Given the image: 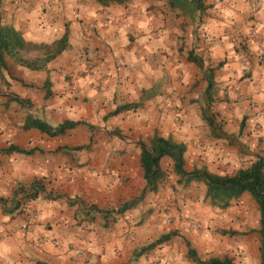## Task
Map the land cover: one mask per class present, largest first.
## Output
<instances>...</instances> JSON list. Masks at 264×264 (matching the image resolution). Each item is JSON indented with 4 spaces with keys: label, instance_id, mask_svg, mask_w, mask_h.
<instances>
[{
    "label": "crops",
    "instance_id": "obj_1",
    "mask_svg": "<svg viewBox=\"0 0 264 264\" xmlns=\"http://www.w3.org/2000/svg\"><path fill=\"white\" fill-rule=\"evenodd\" d=\"M205 3L209 5L201 17L205 47L209 46V55L201 56L205 66L215 67L224 51L230 52L225 31L245 30L248 25L264 31V0ZM0 8L3 22L19 30L28 41L51 43L65 31L68 34L67 48L44 69L31 70L6 59L3 74L8 86H0V147L15 144L34 148V152L0 153V264H131L133 252L144 246L137 240L138 230L134 227V241L130 242L133 208L109 217L101 207L115 209L130 198L125 176L131 169L126 166V159L132 150L139 157L135 143L143 138L139 128L142 111L133 108L110 116L121 119L125 112L130 114L131 120L119 128L132 129L136 134L123 140H92V149L86 151L91 160L83 168L71 166V159L76 157L73 151L55 152L61 145H78L70 135L81 125L62 137H50L36 129L23 130L21 125L27 114L53 126L66 119L84 120L81 116L90 117L91 112L104 117L119 105L147 98L154 106L161 101L159 107L169 110L177 90L183 87L182 82L175 81L180 73L175 75V67L184 65L181 61L175 66L176 34L182 30L181 23L189 22L197 10L190 0H127L123 4L97 0H0ZM235 69V63L224 64L214 70V80L233 82ZM47 78L52 92L49 97H45ZM253 91L256 92L247 90L255 96ZM12 93L28 99L32 106L11 100ZM172 117H166L163 128L156 119L150 120V134L156 129L160 135L174 138L172 127L176 124ZM184 123L191 126L193 122ZM183 142L186 156L189 145ZM98 144L101 145L94 149ZM63 156L69 161L64 171ZM35 180H40L43 191L25 200L23 196L33 192L30 185ZM87 183L91 184L88 190ZM142 185L141 181L138 193ZM57 195L65 196L54 197ZM18 201L23 204L15 209ZM96 203L98 207L93 205ZM30 210L36 211L35 218L27 215ZM258 228L257 222L245 234L235 236L240 241L237 254L231 250L223 254L232 256L235 264H260ZM179 233L140 255L134 264H153L156 259L161 260L160 264H196L187 256L186 240L198 255L206 249L207 258L223 255L212 251L210 240L205 248L206 239L195 241L185 234L183 243L178 239Z\"/></svg>",
    "mask_w": 264,
    "mask_h": 264
},
{
    "label": "rangeland",
    "instance_id": "obj_2",
    "mask_svg": "<svg viewBox=\"0 0 264 264\" xmlns=\"http://www.w3.org/2000/svg\"><path fill=\"white\" fill-rule=\"evenodd\" d=\"M203 15L200 16L197 12V15L189 22L181 23L182 30L176 34L175 66L181 61H184V65H180L179 68L175 67V75L180 72L175 81L182 82L183 87L177 92L175 90L176 94L172 99L174 104L166 111L159 107L161 101L154 106V103L147 98L144 101L140 99L135 102L134 107L142 111L143 119L139 126L143 130L141 140L148 142L154 132H158L155 129L153 134H150L148 125L150 120L156 119L160 128H163L167 123L166 117L172 115L176 124L172 127L173 139L178 141L183 138L182 140L189 145L185 156V168L191 170L194 167H205L214 173L231 174L240 167L250 165L257 156L264 158V31L254 25H248L247 29L241 31H225V34L229 35L231 50L230 52L224 51V55L218 59L217 64L223 62L220 66L223 67L228 62L235 63L236 76L231 83L215 81L214 96L209 102L204 94L206 80L202 69L191 62L186 63V53L189 49H193L202 57L209 55V46L205 47L206 42L204 41L206 35L201 29ZM41 53L42 51H33L26 55L34 56ZM203 82L205 87H203ZM0 86L7 88L8 84L0 79ZM244 89L246 91H243ZM247 90H256V92L253 91L255 96ZM203 113L210 116L217 124V132L211 130L202 117ZM90 115L87 118L81 117L87 123L92 124L93 128L86 125L78 126L76 131L70 135L73 143L87 144L92 140L95 142L105 137L123 140V137L127 135L136 134L131 131L132 129L119 128V125L124 126L126 121L131 120L130 114L126 112L121 119L109 118L110 116L106 118V115L102 117L94 112ZM184 120H190L193 123L188 126L185 125ZM242 120L244 123L240 129ZM117 130L120 131L122 138L116 134ZM100 145L98 144L94 149ZM87 152L75 151L76 157L71 159V166L83 168L89 165L91 159ZM220 157L225 158L223 162L219 160ZM72 160L75 162L73 163ZM126 161V166H129L131 170L129 175L125 176V187H128L129 200H131L139 195V186H141V181L144 185V179L137 153L132 150ZM68 164L69 161L63 156L61 161L63 171ZM160 165L166 175L160 182L158 191L146 193L132 210L134 221L132 231H130V236H132L130 242L134 241V229L138 230L137 240L144 245L161 234L174 230L180 232L178 239L183 243L182 238L188 235L195 241L203 240L204 242L206 239L205 248L210 240L213 252L216 250L219 254H223L231 250L237 254L240 241L235 236L243 234H222L221 230L232 229L245 234L251 224L258 222L259 226V211L253 197L244 193L226 208L211 206L205 199L203 183L194 181L179 183L169 158H162ZM89 172L93 173L92 170ZM101 175L99 177H102ZM89 185L91 184L87 183V190L90 189ZM93 205L98 207L97 203ZM101 208L104 212L106 209H114L106 205ZM106 216L112 217L113 215L107 213ZM193 222L197 224L196 228L191 226ZM207 254V249L205 252L199 251L202 259H206ZM224 255L229 256L227 253L221 256ZM229 257L234 260L232 256ZM153 262L160 264L161 260L156 259Z\"/></svg>",
    "mask_w": 264,
    "mask_h": 264
},
{
    "label": "trees",
    "instance_id": "obj_3",
    "mask_svg": "<svg viewBox=\"0 0 264 264\" xmlns=\"http://www.w3.org/2000/svg\"><path fill=\"white\" fill-rule=\"evenodd\" d=\"M100 3H118L123 4L127 0H97ZM191 5L197 10L200 16L206 13L209 5L205 3V0H190ZM68 34L67 31L57 40L51 43H34L26 40L21 32L10 24L3 22L2 12L0 8V79L6 81L3 74L7 69L6 59L10 58L18 65L31 69L41 70L44 69L47 64L52 61L57 55L67 48ZM33 51H42L40 55L26 56L27 53ZM186 59L202 69L206 87L204 94L209 102L212 101L215 91L214 70L222 63H218L215 67L205 66L203 58L196 54L193 49L187 51ZM45 97H49L52 92L50 90V81L47 78L44 83ZM11 100L16 101L25 107H31V102L28 99L21 98L17 94L9 95ZM135 102L124 103L117 106L114 110L106 114V118L109 116L117 115L125 110L135 108ZM202 117L206 120L212 131L217 132V127L213 119L210 116L203 113ZM244 121H241L240 129L243 127ZM78 125H86L89 128H93V125L87 123L84 120H71L66 119L59 124L53 126L47 121L37 118L31 114H27L21 128L23 130L36 129L40 133L46 134L50 137H62L70 129L75 128ZM119 137L120 131L117 130ZM219 135V134H218ZM136 146L139 149V163L142 170V177L144 179V185L138 196L131 200L121 203L115 209H107L106 213H112L113 215L123 214L125 211L134 208L138 202L148 192H157L160 182L165 177L166 172L161 168L160 161L162 158H169L172 164L174 173L178 176L179 183L188 182H201L205 186V199L208 200L211 206L223 209L228 207L233 200L238 199L242 194L248 193L255 200L259 211V228L257 230L259 234V255L260 264H264V159L260 156L250 163L246 167L238 168L231 174H219L209 171L205 167H194L191 170L185 168V151L186 144L182 141H176L171 135L167 137L160 135L157 131L149 138L148 142L139 139L136 142ZM91 149V142L87 144H79L76 146L61 145L55 149V152H62L63 154L68 151H88ZM19 152L24 154H31L34 152V148L25 149L20 148L15 144H9L8 146L0 147V153L8 154L11 152ZM40 180H35L31 183L30 189L33 192L24 194L23 198L29 200L38 196L39 192H42V186L39 184ZM22 190H19V192ZM16 194V193H15ZM65 195H57L54 197H62ZM71 199V198H69ZM23 204L18 201L15 209L19 208ZM94 207V206H93ZM222 234L235 235L244 234V232H238L232 229L221 230ZM177 232L169 231L161 234L154 241L149 242L147 245L140 247L133 252L131 264L135 263V260L147 251L155 248L156 246L170 240L176 236ZM187 244V256L193 260L196 264H235L233 259L227 255L224 256H211L207 259H201L195 248L191 247L189 241Z\"/></svg>",
    "mask_w": 264,
    "mask_h": 264
},
{
    "label": "built area",
    "instance_id": "obj_4",
    "mask_svg": "<svg viewBox=\"0 0 264 264\" xmlns=\"http://www.w3.org/2000/svg\"><path fill=\"white\" fill-rule=\"evenodd\" d=\"M27 215L30 216L31 218H35L37 216V213L34 210H30V211H27ZM196 225L197 224L194 222L191 224V226L195 228H196ZM153 264H156V263H153Z\"/></svg>",
    "mask_w": 264,
    "mask_h": 264
}]
</instances>
